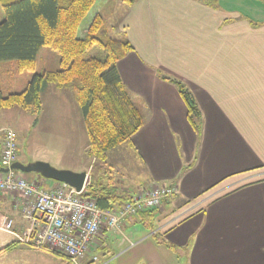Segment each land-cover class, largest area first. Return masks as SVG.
<instances>
[{
	"label": "crops",
	"instance_id": "crops-1",
	"mask_svg": "<svg viewBox=\"0 0 264 264\" xmlns=\"http://www.w3.org/2000/svg\"><path fill=\"white\" fill-rule=\"evenodd\" d=\"M111 4L118 35L133 46L117 67L144 116L123 144L141 168L130 195L164 185L179 194L155 216H131L119 231L104 227L84 264H96L93 254L106 264H264V0H104L93 16L110 18L103 11ZM163 75L193 93L199 129ZM36 178L44 188L58 185ZM6 218L16 234H34L22 204L0 193V225ZM1 232L0 250L13 246L0 262L8 254L38 262L51 253Z\"/></svg>",
	"mask_w": 264,
	"mask_h": 264
},
{
	"label": "trees",
	"instance_id": "trees-1",
	"mask_svg": "<svg viewBox=\"0 0 264 264\" xmlns=\"http://www.w3.org/2000/svg\"><path fill=\"white\" fill-rule=\"evenodd\" d=\"M1 1L4 19L0 22V68L4 62L17 61L19 71H34L40 52L48 47L58 53L60 69L34 74L20 93L5 96L0 90V112L14 106L39 110L49 85L71 90L87 128L89 155L105 165L108 152L127 142L144 125L143 113L117 67L133 46L125 37L113 38L101 14L95 16L85 36H78L80 25L97 0ZM125 1L133 4L136 0ZM163 78L177 86L188 107L190 123L199 129L201 112L193 93L179 79L167 75ZM105 179L94 177L87 187L86 196L100 208L119 207L132 199L128 193H118ZM156 210L139 214L155 216ZM147 226L155 228L151 222ZM160 235L154 233L157 241ZM12 246L2 248L0 254Z\"/></svg>",
	"mask_w": 264,
	"mask_h": 264
},
{
	"label": "rangeland",
	"instance_id": "rangeland-1",
	"mask_svg": "<svg viewBox=\"0 0 264 264\" xmlns=\"http://www.w3.org/2000/svg\"><path fill=\"white\" fill-rule=\"evenodd\" d=\"M116 1L121 2V0ZM231 1L234 3L238 0ZM2 4L0 0V22L4 19ZM103 4L104 0H98L93 5L79 27V37L85 36L91 22L95 18L93 16L94 13L96 10L101 9ZM115 9L116 7L111 4L103 12L105 15L111 14V17L105 20L108 24L110 35L113 38H118L120 36L118 35L116 24L117 15L114 14ZM121 12L122 10L120 9L119 13ZM58 69H60L58 53L45 47L39 54L34 71L21 72L18 70L17 61L4 62L0 68V90L5 96L12 93H20L26 89L34 74L56 71ZM60 92L61 90L56 86L49 85L42 94V105L39 110L23 109L20 106L3 109L0 112V140L3 141L4 133L12 129L17 136L18 161L21 160L20 162L23 164L27 165L37 161H44L50 163L56 169L73 172L81 171L85 168L86 172L89 173L87 187L94 177L98 179L104 176L106 177L104 181L114 184L118 193L130 194L134 192L136 178L139 176L141 168L129 151V144L124 146L122 144L112 150V155L109 159L108 157L106 159L107 163L100 165L101 162L99 160L89 155L87 128L79 104L74 99L73 92L71 90ZM57 96L60 97L61 101L57 99ZM16 174L30 181H36L40 185L43 184L33 173L29 175L19 172ZM44 181L48 180L44 179ZM9 196L15 200L19 199L18 196L12 194H9ZM158 234L160 235V233ZM4 236L6 234L0 230V238ZM166 239L165 233L159 236V240L166 241ZM43 251L51 252L52 254L46 252L48 255L47 259L43 258L38 262H36V258L32 254H19L17 256L8 254L0 264H72L67 257L54 254L55 251ZM106 262L107 257H100V264H105ZM173 264L177 263L173 262ZM179 264L187 263L182 260Z\"/></svg>",
	"mask_w": 264,
	"mask_h": 264
},
{
	"label": "built area",
	"instance_id": "built-area-1",
	"mask_svg": "<svg viewBox=\"0 0 264 264\" xmlns=\"http://www.w3.org/2000/svg\"><path fill=\"white\" fill-rule=\"evenodd\" d=\"M17 160L16 132L7 130L0 162L3 168H9ZM15 173L0 175V193L18 196L17 201L22 204L24 214L36 229L34 234L18 235L14 231L13 219L6 218L0 230L17 236L21 243L36 249L62 253L72 264H84L104 227L119 231L127 218L158 209L179 194L178 187L174 185L142 189L122 206L102 209L95 200L86 196L87 185L81 192L64 183L47 189ZM92 260L98 264L99 255L93 254Z\"/></svg>",
	"mask_w": 264,
	"mask_h": 264
},
{
	"label": "water",
	"instance_id": "water-1",
	"mask_svg": "<svg viewBox=\"0 0 264 264\" xmlns=\"http://www.w3.org/2000/svg\"><path fill=\"white\" fill-rule=\"evenodd\" d=\"M20 172L23 174H39L47 180H53L58 183L67 184L75 188L78 192L84 190L88 181V173L73 172L69 170H59L53 167L50 163L44 161H37L30 164H23L21 162L13 163L9 168H3L2 173L7 174L9 172Z\"/></svg>",
	"mask_w": 264,
	"mask_h": 264
}]
</instances>
